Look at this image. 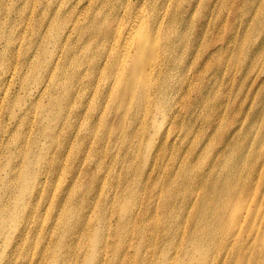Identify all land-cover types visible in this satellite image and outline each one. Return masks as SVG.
<instances>
[{
    "label": "bare ground",
    "instance_id": "bare-ground-1",
    "mask_svg": "<svg viewBox=\"0 0 264 264\" xmlns=\"http://www.w3.org/2000/svg\"><path fill=\"white\" fill-rule=\"evenodd\" d=\"M10 5L9 0H0V10L4 6L8 10ZM211 7L209 2L200 5L199 0H39L36 14L40 21L34 24L38 34L18 54L20 60L14 56L15 72L29 75L35 82V90L28 91L30 104L47 96L50 120L71 126L91 125L86 126L75 146L71 144L66 148L63 141L55 146L57 152L69 154L75 149L83 154L77 162L72 161L66 186L55 183L52 188L59 161H41L36 168L30 164L31 160L20 168L10 161L8 167L14 170L11 177L15 178L20 169L21 178L12 191L4 194L9 171L3 170L0 175L3 188L0 193V233L9 220L15 226L18 222L21 229L8 246L10 248L0 253V264H13L14 245L18 241L23 244L18 252L21 264H31L28 259L33 257L38 264H60V261L70 264L76 260L79 261L75 264H204L212 257V247L207 246L212 237L201 230L187 234L186 242L202 254L194 260L190 252H183L180 237L170 234V223L163 220V216V219L156 216L160 211L169 210L168 198L172 191L180 190V185L184 186L185 193H182L185 203L181 212L189 206H203L196 219L203 218L215 226L211 234H218V240L213 244L227 250L226 253L222 251L221 259H225L230 250L233 254L230 263L264 264V214L252 239L253 221L241 216L255 197L264 196V173L261 168L252 174L257 160L246 165L245 149L237 140L241 125L235 126L217 147L212 156L214 161L209 164L212 170L203 175L204 180H192L190 175L196 170V164L185 157L172 172L174 174L168 176L171 182L156 181L157 184L150 185L145 180L135 185L136 181L148 179L155 167H161L159 159L166 155L167 148L174 150L163 142L172 132L169 126L162 129L159 120L183 124L182 115H187L186 124H190V118L207 98L200 81L215 63V56L229 50L228 45L206 47L201 62L191 55L198 47V33L189 34L196 24L193 17L200 10L204 12V20L200 22L203 28ZM261 8L264 9V1ZM45 14L46 19H42ZM226 19L229 30L230 23ZM254 19L258 22L256 28L247 29L244 22L239 24L240 28L245 25L243 41L251 37L249 34L261 33L263 29L257 44L249 42L244 56L249 61L264 54V20L260 16ZM0 37L8 44L12 42L10 33H3L1 25ZM230 40L232 35L228 34L227 43ZM242 42L237 46V52L244 53L245 41ZM251 69L252 66L247 67V70ZM260 72L263 76L257 74L254 81L259 80L263 94L254 116L264 119V67ZM241 107L234 106L230 122L243 124L245 113L240 114ZM11 123L21 124L15 123V118ZM250 124L256 122L252 120ZM76 131L71 133V139L75 138ZM175 133L177 135H172L174 142L179 138L182 144L186 142L187 130L180 133L175 129ZM157 140L160 142L155 146ZM139 143L145 144L144 155ZM173 154L170 159L180 156L179 149ZM138 157H141V164L137 165L134 160ZM113 161L120 163L119 174L115 172L117 167H111ZM219 165L228 168L226 178L217 172ZM246 167L249 168L247 172ZM92 168L109 170V176H117L118 182L112 183L109 191L105 183L89 186V179L94 177L89 172ZM257 173L263 184L259 191L251 187ZM157 185L162 186L160 191L163 190L164 196L161 199L152 197ZM142 186L145 187L144 199L137 197ZM199 190L210 198L197 202L203 198L194 195ZM28 193L29 199L26 198ZM35 193L45 197L50 219L42 233H37V226L28 233L33 223L31 218L39 208ZM152 200L156 201L153 206L150 205ZM25 203L29 211L19 219L21 215L17 212ZM108 204L114 206L110 215L106 210ZM221 206L225 209L218 210ZM240 222L244 225L243 230L238 225ZM223 224H229L225 232L219 229ZM151 230L155 233L164 231L161 237L167 245L156 247L158 238L155 240ZM244 232L251 241L245 238L235 242ZM38 238L40 242H36ZM176 242H181L175 250L178 260L171 250ZM34 247L36 250H30ZM251 247L253 253L247 256Z\"/></svg>",
    "mask_w": 264,
    "mask_h": 264
},
{
    "label": "rangeland",
    "instance_id": "rangeland-1",
    "mask_svg": "<svg viewBox=\"0 0 264 264\" xmlns=\"http://www.w3.org/2000/svg\"><path fill=\"white\" fill-rule=\"evenodd\" d=\"M263 1L264 0H247L246 2L245 0H199L200 5H203L204 3L208 4L209 2L212 7L210 13H208V21L204 24L203 28L201 27L200 22L204 20V12L200 10L196 12L193 17L196 20V24L195 26H192L189 34L192 36L193 33H198V47L196 51H192L191 55H194L195 58H199L198 61L201 62L206 47L213 48L219 45H228L229 50L227 53L220 52V54L215 56V63L213 64L211 62L212 67L206 72L205 78L200 81V83L203 84L202 88L205 90L207 98L203 102V105H200L197 111H195V116L190 118L191 123L186 124L189 119V116L187 115H182L183 124H181V122L167 124L166 121L159 120V125L162 129H166L167 126H169L172 132L167 139L162 141L165 142L166 146L171 145L174 150L179 149L180 156L178 155L177 158L170 159L174 150L167 148L166 155L159 159L161 167H155L152 172L153 174H151L148 179L144 178V180H139V182L136 181L135 185H140V182L143 183L145 180H147L150 185L156 183V181L162 184L163 181L171 182L172 180L169 179L168 176L174 174L172 172L176 170L185 157L196 164V170L190 175L192 180L195 182L204 180L203 175L212 170V167L210 168L209 164L211 161L212 163L214 161V159L212 160V156L215 150L235 126L239 125H241V127L237 130V140L239 143L243 144L245 149L246 165L257 160L252 174L259 171L261 168L263 169L262 174L264 173V119H262L261 116H254V113L259 107V97L263 94V88H261L259 80L257 79L254 81V78L257 74H260V77L263 76L260 69L264 67V54L255 56L251 61L244 57L248 52L249 42H252V45L257 44L260 41L259 35H261L263 29L261 30V33L253 32L249 34L251 37L244 40V53H240V51L237 52V46L244 38L243 26L245 28L246 25L247 29L248 27L256 28L258 23L257 20L254 19L256 16H260L264 20V9L261 8ZM9 2H11V5L8 10H6L5 6L0 10V25L2 31L3 33H10L12 38V42L8 44L2 37H0V80H2L0 83V175H2L4 169L9 171L8 179L5 182L6 191L4 194L12 191L15 188V185H17V181L19 182L21 178L19 173L20 169L15 178L11 177L14 170L8 167L10 161L18 165L16 168L26 165L28 160H31L30 164L34 168H36L37 165H40L39 163L41 161L47 163L50 159L54 160V162L59 161L60 167L57 169L53 177L54 182L52 183V188L54 189L55 183L64 187L68 184V173L71 170L70 166L72 161L77 162L78 158L83 154H79L75 149H73L72 152L70 151L69 154H67V151L57 152L55 151V146L59 141H63L62 144L66 148H70L71 144L75 146L81 134L84 133L86 126L91 124H72L71 126V124H59L58 120H50L48 104L46 103L47 96L44 98L38 97L40 99L37 100L36 103L30 104L28 91L31 88L32 91L35 90V82L32 80L33 78L31 76L18 75V73L15 72L14 56H17L20 60L18 54L24 50L27 42L33 40L35 35L38 34L34 24L37 20L40 21L39 15L36 14V7L38 6L39 0H9ZM49 15L50 14H48V16ZM226 18H228V22L230 23L229 30H227ZM42 19H46V14ZM10 20L12 21L11 25H9ZM240 22L245 23L241 28L239 25ZM228 34L232 35V40H230L229 43L226 41ZM244 41L242 43H244ZM2 55L4 56L2 57ZM188 62H190V60H188ZM248 66H252L253 69L247 70ZM4 70H6V73H4ZM5 75H7V78L4 79ZM21 79H23V82H21ZM249 88L253 89L248 91ZM252 97L254 98L253 104L250 105ZM38 98L36 97V99ZM45 104L46 108L44 109ZM240 105L242 106L240 114L245 113L243 124L230 122L229 117H231V113L235 111L234 106L237 107ZM10 117L12 118L10 119ZM14 118L15 123L20 122L21 124H12L11 120ZM252 120H254L256 124H250ZM175 129L180 133L185 132L186 130L188 131L189 135L186 142L182 144L180 138L175 142L173 141L174 137L172 135H177ZM43 130L46 131V134L42 135L41 132ZM74 130H77L75 132V138L73 137L71 139L70 135ZM165 134H167V130ZM159 142L160 141L157 140L154 145L157 146ZM85 144L86 142L84 141V145ZM139 148L144 155L145 144L139 143ZM153 148L154 147L152 146L149 150L152 151ZM150 151L148 158L151 155ZM152 161L153 159L150 160V163ZM134 162L137 165L141 164V157L135 159ZM111 163V167H117L116 171L114 169L113 171H115L116 174H119L120 163L118 161H113ZM248 169L249 168L246 167V172ZM227 170V167H221V165H219L217 172H220L221 175L226 178L225 174ZM89 172L94 175V177L89 179V186L98 187L101 183H105L107 185L106 188H108L109 191L111 184L118 182L117 176H109V170L92 168ZM259 174L260 173H257L255 175V178L251 183V187H255L257 191H259L263 185L261 183L262 178ZM206 184H208V180ZM160 186L157 185V188L153 190V198H163V190L162 192L160 191V188L162 187ZM53 189L49 193V196L52 194ZM143 189H145L144 186L141 187V191L137 196L138 198L144 199L145 192ZM179 189L180 190L172 191L168 198L170 200L169 210L164 213L160 211L156 216L158 218H162L163 216L164 219H162L167 223H170L172 228L170 234L180 237L182 240L183 252H190L194 256V260L202 255L201 252L196 250L191 243L186 242V236L189 232L201 230L212 237V242H209L207 245L208 247H212V257L204 264H221L220 260L226 262L225 264H235L239 262H229L233 257L230 250L225 259L220 258L222 251L223 253H226L227 250L223 249L221 246H215L213 244L215 240H218V234H211V231L215 229V226H213L210 221H205L203 218L196 219V214L200 212L203 206H189L185 208V211L181 212L185 203V196L182 195V193L185 194L184 186L180 185ZM201 191H203L202 188ZM0 193H3L2 186H0ZM194 195H200L203 197L197 202H201L204 198H210L208 194L202 195L200 190ZM26 198L29 199V193L26 195ZM34 198L39 202V208L31 218L33 223L28 233L32 232V228L35 226H37V233H42L46 229L45 225L50 222L49 214L45 207L47 203H45V197L43 199V195L35 193ZM155 202L152 200L150 205L153 206ZM252 202L253 204L249 205L246 210L242 211L243 213L241 215L244 219L246 218L245 220L250 219L253 221L254 229L250 235L251 239L256 232L261 216L264 214V196L258 195L252 200ZM5 208L7 209V207ZM26 208L27 203L20 205L17 212L18 216L21 215L19 219H21L24 216V213L28 210ZM224 209V206L218 208V210ZM106 210L109 213L108 215H110L114 211V206L108 204ZM245 224L246 221L244 222V225ZM238 225L241 227V230H243L244 225L241 222ZM3 227V232L0 233V253L10 248L8 246L13 241L16 233L21 229L18 222L15 226L11 220L6 221ZM228 228L229 224H223L219 229L220 231L225 232ZM151 232L155 236V240L158 238L155 242L156 247L162 244L167 245V241L161 237L164 231L161 233H155L151 230ZM247 236L248 235L245 232L243 235L239 234L235 242L248 238ZM128 238H131V236ZM250 238H248L249 241H251ZM38 241L40 242L39 238L36 242ZM129 242H132V240ZM180 244L181 242H176L175 246L171 248L172 255L177 260L178 256L175 250ZM21 245L23 244H19V241L14 245V252L16 255L13 264H21L22 262L21 257L18 256V252L22 248ZM252 249L253 248L251 247L247 250V256L252 255ZM30 250L36 249L34 247ZM77 250L78 248L75 249V251ZM207 250H209V248H207ZM207 250L203 251L204 256ZM28 262L31 264H38L35 257L28 259ZM75 262L70 264H75ZM59 263L62 264L65 262L60 261ZM241 264H249V262L245 261Z\"/></svg>",
    "mask_w": 264,
    "mask_h": 264
}]
</instances>
